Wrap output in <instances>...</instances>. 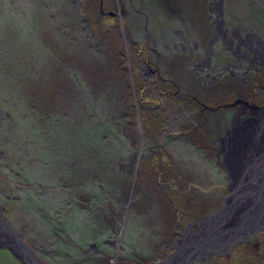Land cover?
I'll use <instances>...</instances> for the list:
<instances>
[{
  "label": "rangeland",
  "instance_id": "rangeland-1",
  "mask_svg": "<svg viewBox=\"0 0 264 264\" xmlns=\"http://www.w3.org/2000/svg\"><path fill=\"white\" fill-rule=\"evenodd\" d=\"M221 2L230 29L264 43V0ZM208 12L206 0H0V204L49 264H158L229 192L231 160L264 151L263 122L236 134L217 107H264V59L241 47L216 64V51L201 70L200 47L224 28ZM173 30L189 64L163 45L179 43ZM250 236L192 264H264V227ZM12 255L0 248V264Z\"/></svg>",
  "mask_w": 264,
  "mask_h": 264
},
{
  "label": "water",
  "instance_id": "water-1",
  "mask_svg": "<svg viewBox=\"0 0 264 264\" xmlns=\"http://www.w3.org/2000/svg\"><path fill=\"white\" fill-rule=\"evenodd\" d=\"M257 119L260 120L259 116L247 120L242 126L252 124ZM239 128H236V134ZM232 129L230 134L233 133ZM233 137L235 142L236 136ZM229 138H226L227 142L232 139ZM260 145L259 143L258 146ZM257 155L251 148L243 158L231 160L233 174L229 175L232 184L229 192L224 195L219 206L186 225L176 248L159 260L158 264H192L195 260L205 259L216 253L226 255L234 245L249 240L251 234L264 227V152L260 153V159L256 158ZM226 168L231 172L228 165ZM2 244L26 264H41L39 254L26 243L23 234L13 225L0 204V245Z\"/></svg>",
  "mask_w": 264,
  "mask_h": 264
},
{
  "label": "flooded vegetation",
  "instance_id": "flooded-vegetation-1",
  "mask_svg": "<svg viewBox=\"0 0 264 264\" xmlns=\"http://www.w3.org/2000/svg\"><path fill=\"white\" fill-rule=\"evenodd\" d=\"M208 3V14L209 13H214L217 15V21L220 25H223L224 28H222L221 26H219L216 30V32L214 33V35L207 40L206 44L202 45L201 47L198 45L197 40L193 43L194 47L199 46L200 47V51L197 56L199 57L198 59V67L201 68V70H208L210 71V68L212 65L211 63V52L212 54H214L217 51V55H213L215 58V62L220 63L222 58L224 59L225 56L224 54H228L231 55V58H235V59H240V54L237 53L239 51H241V47H242V51L243 52H252L254 55V59L259 62L258 58L261 57L262 60L264 59V43L262 41H260L261 39L259 38V36L256 34L251 35L247 32H240V28H232L230 29L226 23H224V19H223V15L221 13V5L222 2L221 0H206ZM123 2V1H122ZM195 4H204V0H194ZM122 5H124V2L122 3ZM101 8V7H100ZM101 10L103 11V8H101ZM107 12L111 13V14H115V11L113 10H108ZM212 15V14H211ZM146 17V15H145ZM140 22V21H139ZM149 21L148 18L146 17V21H145V31L147 32L149 30ZM166 30H168V28H162L161 32L156 36V39H165L166 38ZM173 32H176V36L173 37L174 38H178L179 39V43H172L171 46L168 45L167 43H163V45L165 47L168 48V50L170 52H172V49L175 48L176 53H180L183 54V57H186V60L188 61V64L190 62V59L193 58L194 55H189L188 54V49L190 48V44H187V36L186 34V30L184 31H179V30H173ZM221 34V35H219ZM219 35V36H218ZM220 40V41H219ZM219 41V42H218ZM234 48V50H228L230 48ZM171 55H173L174 53H170ZM186 54V55H185ZM196 58V57H195ZM194 58V59H195ZM215 64V65H216ZM212 70V69H211ZM207 71V72H208ZM206 74V73H205ZM249 99H243V98H232L230 99L228 102L225 103H219V105H217V107L220 108V106L222 108L225 109V111H221L223 113H225L227 119H231V122L233 121L234 126H236L237 128L241 127L242 124H244L247 120H252L254 119V117L259 116L261 118V113L264 110V107H260L259 105H256L253 103V101L249 102ZM203 104H205L203 102ZM205 107H209L206 106ZM216 108V107H214ZM230 113L228 110H230ZM229 113V114H228ZM233 119V120H232ZM235 128V127H234ZM223 145H225V143H222ZM26 241V240H25ZM26 243L31 246L27 241ZM5 247L8 248L5 244L0 245V248ZM33 248V246H31ZM35 249V248H33ZM10 250V249H9ZM11 251V250H10ZM36 251V249H35ZM37 252V251H36ZM12 253V252H11ZM13 254V253H12ZM37 254H39L37 252ZM12 256H15L14 254ZM39 257H41L42 261L41 264H49L48 261L46 259H44L43 256H41V254H39ZM14 258H18L17 262L14 264H26L21 258L15 256Z\"/></svg>",
  "mask_w": 264,
  "mask_h": 264
},
{
  "label": "bare ground",
  "instance_id": "bare-ground-1",
  "mask_svg": "<svg viewBox=\"0 0 264 264\" xmlns=\"http://www.w3.org/2000/svg\"><path fill=\"white\" fill-rule=\"evenodd\" d=\"M261 118H263V117H261ZM261 118H260V120H259V119H257V121H255L254 123H252V125H256L257 123H259V124H260L261 122H263V123H264V121H262V119H261ZM248 126H250V125H247V126H246V125H244V126H242V128H241V129H242V131H243L244 129H246V127H248ZM242 131H241V132H242ZM241 132H240V133H241ZM239 135H240V134H239ZM239 135H238V136H239ZM261 152H264V151L262 150ZM261 152H258V150H255V154H256V155L258 154V155H257V157H256L257 159H260V156H259V155H260V153H261ZM255 161H256V160H255ZM263 169H264V167H263ZM263 220H264V218H263Z\"/></svg>",
  "mask_w": 264,
  "mask_h": 264
}]
</instances>
